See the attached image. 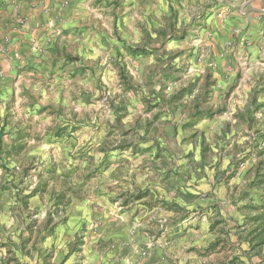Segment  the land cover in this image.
<instances>
[{"label": "rangeland", "instance_id": "obj_1", "mask_svg": "<svg viewBox=\"0 0 264 264\" xmlns=\"http://www.w3.org/2000/svg\"><path fill=\"white\" fill-rule=\"evenodd\" d=\"M118 1L115 14L110 10L63 31L66 37L90 30L99 36L92 43L95 51L75 55L71 40L57 55L60 65L43 71V77L25 68L11 70L9 42L0 39L2 150L23 145L11 160L4 155L0 160V184L7 182L6 172H14L16 187L0 191V264H85L88 259L141 264L152 258L156 244L175 254V264H218L225 248L237 253L234 264H264V243L251 250L257 241L249 234V224L255 227L249 217L257 211L245 206L242 226L232 227L208 218L209 208L199 195L204 194L200 179L205 171L212 173L208 166L214 160L220 169L230 162L219 170L226 183L255 160L252 184L264 192V132L239 135L248 138L230 146L222 144L228 136L232 140L230 132L205 133L209 118H225L224 104L208 108L212 113L207 117L191 118L193 112L206 111L204 102L213 93L214 76L204 68L213 58L205 44L211 16L225 14L231 24L248 14L256 19L264 0ZM96 4L95 9H110ZM5 33L6 27L0 38ZM226 43L225 49L230 47ZM135 49L145 54H132ZM238 73L243 89L255 81L264 87L263 69ZM255 91L264 95V88ZM233 99L245 106L236 93ZM255 104L264 116V103ZM247 178L240 190L249 184ZM46 180V192L22 205L17 195H29ZM67 190L68 206L53 214L54 195ZM49 213L52 221L45 224ZM209 235L217 238L202 248Z\"/></svg>", "mask_w": 264, "mask_h": 264}, {"label": "crops", "instance_id": "obj_2", "mask_svg": "<svg viewBox=\"0 0 264 264\" xmlns=\"http://www.w3.org/2000/svg\"><path fill=\"white\" fill-rule=\"evenodd\" d=\"M97 2L105 4L110 9L100 7L95 9L94 7H98L99 5L96 4ZM119 5L120 2L118 0H0V34L4 33L5 27L7 29V33L0 39L9 42V49L11 50L10 69L25 68L24 70H32L31 76L43 77V71L47 73V71L56 69L60 65L57 55L61 51L62 46L64 44L68 45L71 40H74L76 43L73 49V54L75 55L81 56L85 52L87 54L89 49L95 51L92 48V43L99 36L93 34L90 30L84 29L82 33L72 32V34H68L66 37H62V34L66 30L79 27V22L85 23V21H91L93 18H102L110 10L115 14ZM261 6L263 7L264 4ZM261 11L262 14H260L259 18L255 19L254 15L248 14L244 21L240 20V23L235 22L231 24L227 21L225 14L220 15L222 21L215 16H211L209 21L212 23V32L207 33L210 39L207 40L205 38L207 41L205 44H208L207 53L209 57L213 58L212 62L207 67L204 66V68L210 70L215 81L210 86L213 89L212 98L204 102L206 111L203 112L205 114L203 117H207L212 113L207 112L209 111L208 108L216 110L221 104H224L225 108L228 109H225L226 112L223 113L225 118L223 116L219 120L209 118L206 125V134H209L208 131L213 135L222 133L227 136V133H231L232 140L229 141L228 136L222 144L227 143L230 146L238 145L248 138H240L241 135L249 136V133L254 130L261 131V133L264 132V116L260 111L256 112L255 107L252 105V103L255 104L258 101L264 103V95L261 94L259 97L255 94V87L260 89L264 87H261L260 83L255 81V83H252V87L243 89L242 85L245 81L238 80V69L241 71V74L242 71L247 70L250 74L256 73L258 70H264V8ZM218 21L221 24H218ZM18 22H22L21 25H17ZM243 40H247L245 47H242ZM226 42L229 43L230 47L225 49ZM17 54H19V59L14 60L13 58L17 57ZM19 84H21V81H19ZM229 90L232 91L231 96L225 100ZM234 93H236L237 98H243L245 106L242 105L240 107V105H235L233 99ZM202 97L199 98L198 103L200 104L204 99V95ZM208 104L209 106H207ZM257 115L262 117V119H259L258 124L259 126L261 125V130L259 126L254 127ZM224 119L228 121H224ZM192 121L191 119L190 122L192 123ZM226 140L227 142H225ZM206 141L210 142L208 139ZM229 164L230 162L225 167H221V169L217 167L216 160L212 164H209L208 167L212 173H206L205 171V175L200 179V187L204 189L200 192H204V194L201 195L199 193V195L209 208V214L207 213L208 218L214 217L212 218L214 220L223 219L224 223L238 228L242 226L247 215L243 210L244 207L259 204L258 200L264 199V192L256 189L252 184L253 175H251V170L255 164V160L244 164L233 175L235 177L232 176L231 180L226 183L219 170H225ZM247 177H249V184L246 188L243 186L244 189L240 190L239 187L248 182ZM232 189H236L235 192H232ZM198 205L200 206V204ZM209 225L211 223L205 225V230L208 233ZM251 226L249 224V232ZM208 237L209 242L202 248L214 242L217 235H209ZM229 237L232 240L233 236L231 234H229ZM148 243L152 246L150 241ZM155 246L152 250L154 251L152 258L144 260L141 264H153L155 262L158 264H175L171 260L174 258V253L165 252L163 248H158L157 244ZM135 247H138V245L136 244ZM139 247H143L141 242L139 243ZM228 250L225 248L222 251L223 256H225L224 259L216 258L218 264L231 260L237 254L232 250ZM91 260L93 259H88L87 262L85 261V264H93Z\"/></svg>", "mask_w": 264, "mask_h": 264}, {"label": "trees", "instance_id": "obj_3", "mask_svg": "<svg viewBox=\"0 0 264 264\" xmlns=\"http://www.w3.org/2000/svg\"><path fill=\"white\" fill-rule=\"evenodd\" d=\"M132 54L134 55H144L145 52L142 51L141 49H135L134 51H131ZM181 92H183L181 90ZM205 114H203V112H198L196 111L191 118L192 119H197L200 118L201 116H204ZM2 130L0 129V160L2 159V155H4V159H9L11 160V158H13L15 155L18 154L19 150H21L23 148V145H19L17 143L13 144L7 151L3 152L2 150ZM20 141V137H17L16 142ZM48 173L53 174V171H48ZM8 177L7 182H5V184H0V191L3 193L6 190H9L11 187L14 186V182H15V173H11L10 175L6 172L5 173ZM20 175V174H19ZM42 176V174H39V178ZM5 180V181H6ZM23 179L20 180V183L22 184ZM6 183H8L6 185ZM49 185V180H46L40 184H37L32 191L29 193V195H26L24 197H20V195H17V198L19 201L22 202V205H26L27 201L30 197L35 196V195H41L43 193L46 192V189ZM16 188V187H13ZM19 192V191H18ZM2 193L0 194V197L2 195ZM68 190L67 191H61L60 193H58L57 195H54L53 197V204H52V211L53 214H58V212H60V210H65V208L68 206L69 203V198L67 197L68 195ZM138 198H141L140 196ZM174 207H177L176 204H171ZM249 209L252 211H257V214L253 217H249V221L251 223H255V227L251 229V231L249 232L250 236L252 237V239L256 240L257 243L255 244H251V250H256L259 249L260 247L263 245L264 243V203L262 205H251L249 206ZM51 213H49V215H47V219L45 221L46 223H50L52 221L51 217H50ZM259 252V251H258ZM236 258L232 259L231 261H228L226 264H234L235 263ZM250 264V263H249Z\"/></svg>", "mask_w": 264, "mask_h": 264}]
</instances>
